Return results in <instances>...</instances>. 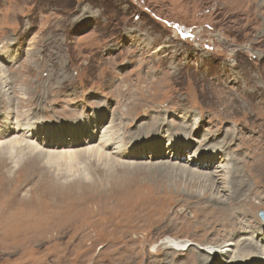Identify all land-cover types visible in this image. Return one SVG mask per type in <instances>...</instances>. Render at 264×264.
Masks as SVG:
<instances>
[{"label": "rangeland", "instance_id": "1", "mask_svg": "<svg viewBox=\"0 0 264 264\" xmlns=\"http://www.w3.org/2000/svg\"><path fill=\"white\" fill-rule=\"evenodd\" d=\"M230 1L0 0V120L10 113L12 123L25 116L27 123L62 129L91 115L83 119L115 124L112 130L122 137L137 125L146 128L143 135L190 133L193 147L221 146L228 133L224 143L236 161L231 167L246 179V190L257 178L246 166L264 159V8L256 7L260 0L234 2L236 8ZM192 30L199 32V42L192 41ZM208 33L213 51L204 48ZM212 77L217 85L205 82ZM136 81L151 92L134 88ZM128 87L143 100L127 106L121 98L130 95L123 93ZM127 108L129 120L122 114ZM154 116L153 128L146 127ZM166 124L170 127L163 128ZM14 135L19 134L0 137V264H186L198 247L225 241L227 226L207 211L227 202L225 197L220 205L214 202L222 193L152 164H185L186 151L181 163L149 162L148 152L120 159L152 168L139 174L127 168L135 163L47 159L45 152L57 150L53 146L27 154L19 142L9 145ZM208 139L212 143L204 144ZM77 152L97 159L85 149L57 155ZM244 159L250 163L238 167ZM261 210L264 205L255 217L264 225ZM39 218L46 221L43 230L57 222L78 226L53 238L36 233L23 241ZM89 224L99 235L90 230L79 242ZM168 237L188 242L190 250L166 248L162 242ZM204 256L201 264L215 262Z\"/></svg>", "mask_w": 264, "mask_h": 264}, {"label": "bare ground", "instance_id": "2", "mask_svg": "<svg viewBox=\"0 0 264 264\" xmlns=\"http://www.w3.org/2000/svg\"><path fill=\"white\" fill-rule=\"evenodd\" d=\"M234 2L240 5H243L245 3L244 0H231L230 3L228 4H230L231 7H234L232 5ZM256 7L264 8V0L258 1ZM189 32L192 41L195 38H197V35L199 33L198 31L194 32L193 30ZM208 36L210 37L211 40L209 44L207 43L204 44V48L206 50L212 49L213 51L216 48L212 46L215 45V42L210 33H208ZM200 37L201 36H198V38L194 42H199ZM193 48L196 49L197 47H193ZM214 77H212L211 79H207L205 82L210 85H217ZM247 78H249V76H247ZM5 82L6 81L4 80L2 81L3 84L2 88L6 86ZM148 86L149 85H147V83L146 85H141L140 81H136L134 83V88L137 87L139 91L140 88L145 89L147 87L148 90L147 93L145 94L151 92ZM134 88L128 87L127 91H123L124 94L126 93L127 95L130 94L128 96H124L123 98H121L124 101H126L127 106H129V104H131L133 101L143 100L142 93L138 98L132 95V91ZM155 89L156 88H154V90ZM155 101H157V99ZM217 101H219V97H217ZM259 105L260 103L257 104V107H259ZM102 112L105 113L104 111ZM136 113L137 111L134 112V114ZM122 114L127 119L132 118V116L128 114V108L125 109L122 112ZM156 117L157 116L152 117V120L149 123L145 122L143 124H145L146 127L149 126L148 128L152 129L153 128L152 122L153 119H155ZM10 118L11 115L9 113L3 118V120H0L2 122V124L0 123V137L7 135L9 133L19 134V135H14V137H12L8 141V143L10 145L13 142H19V144H17L16 146H20L22 147V149H25L24 150L25 153H27L28 150L29 151L33 150L39 146L55 147L57 150L54 151L48 150L47 152H45L47 159L57 160V159L65 158V160L68 162V160L72 157H80L81 159L84 160L93 159L97 164L103 166L112 163H128V164L135 163L128 165L127 168H129L131 172H137V173L139 172V174H146V172L152 168L146 169L141 163L124 162V161H120V159L141 158L143 154H146V152H148L146 157L149 158V162H151L152 159L157 160L160 158L180 162L181 161L180 158H182V154H184V151H186V155H188V159L185 161L186 162L185 164H178L176 162H171V161L158 163V164L152 163V164L155 165L156 171L163 170L169 172L168 175L186 177L194 181H202L205 183V186H207L208 189L215 190L217 195H219V193H222L221 195H219L220 197L213 198L214 202L217 203L216 205H220V203L222 202L221 198L223 197H225V200H227V202L226 203L223 202L221 206L215 208L209 206L210 209L207 210L208 212L212 211V213L215 214V217L218 219L219 224L227 226L222 228V230L224 231L225 241L220 246L214 247L211 245H204L198 247L199 251L197 252V254L188 255L189 260L186 262V264H201L200 257H202L203 255H205L204 256L205 258H208L209 256H214L215 262L213 264H264V225L255 217L256 215L255 213L257 212V210H259V208L264 205V177L259 176L260 170H264V159L261 156H259L260 161L254 162L253 164L246 166V169H251L254 172V174L257 176V178L253 180L252 184H249L248 182V185L251 186H249L245 190L244 187L246 186V182H245L246 179L238 176L239 173L237 171H234L231 167L232 165L235 164L236 161L232 158V156H230L228 151L229 147H227L224 143V140H226L229 136L228 133H226L225 135L226 139H222L223 142L221 146L203 147V145L199 144L198 146L193 147L194 145L191 141L194 140L193 139L187 140L186 138L190 136V133L186 137L184 134H181V132L179 131H177L178 133L170 134V135H166V134L157 135L156 132L153 130L143 135V133L147 132L146 128L139 127V125H137L136 132L135 131L132 132L130 136L122 137L119 132L112 130V128L114 127L113 125L115 124L107 123L105 125L103 121L99 125H97L96 121L94 120V117L90 119V121H88L87 119L85 120L83 119V118H91V115H87L81 118L80 120H78L77 122L68 123L62 129L58 128L59 125H54V124L50 125L45 123H36V124L27 123V118L25 116H24V122L22 123L20 122L12 123ZM165 120L168 121L167 119ZM187 121L188 120L181 122L178 121L179 122L178 124H184V122ZM194 123L198 124L197 121H194ZM128 124L129 122L127 123L123 122L122 126L126 127L128 126ZM166 126L170 127L169 124H166L164 125L163 128H165ZM197 131L198 130H194L192 132H197ZM232 140H234V137L230 138L229 141ZM208 143H212V140L208 139L204 144H208ZM1 144L2 142H0V145ZM84 149L86 150V152L94 151L97 159L91 155L83 154L82 152H77L74 156H69L67 154H62L60 156L57 155L59 153H64V152H70L69 154H74L76 151H80ZM250 151H252V149H250ZM115 160H117V162H115ZM244 163H250V162L248 161V159H244L241 160L240 162H237L236 164L239 167ZM2 172L3 170H0V175H2ZM247 177L250 176L247 175ZM206 206L208 205H203L202 207L205 208ZM34 211L35 214L41 213L38 210H34ZM31 213L33 214V210L31 211ZM58 215H60V213ZM233 215H236L237 219H232ZM21 216L23 217L24 215L22 214ZM42 220L43 219L39 218L37 221L34 222L33 228H31L33 233L28 234L27 232L28 235H26L25 239L23 238V241L29 238L30 239L34 238L33 236H35L36 233L38 234V238H41L44 234H46L47 238H53L56 237L58 234L60 236L63 234V232H66L67 230L65 229L69 225L70 227L73 225L78 226L77 225L78 223L76 222H71L68 225L66 224L61 225L59 222H57L54 227L52 225L51 227H46L43 230V226H47V224L46 221H42ZM10 222L11 221L9 220V223ZM0 223H2V221ZM87 226L89 227L85 228L86 229L85 235L79 242H82V240L87 237V234L90 233V230H92L93 235L98 234L97 232L98 229L96 228V226L92 224H89ZM12 227L13 230L16 229L14 228V226ZM77 228L76 230L79 231V229ZM13 230L11 231L13 232ZM100 230L102 231L101 228ZM5 231L7 230H4V233ZM12 232L10 236L12 235ZM49 233L53 235L51 234L48 235ZM72 233H74V231ZM13 234L15 233L13 232ZM1 236L3 237V235ZM162 243L165 245L166 248L172 249L174 251L188 252L190 250L189 248L190 244H188V242L186 241L184 242L183 240H178V239L175 240L173 238L168 237L165 238Z\"/></svg>", "mask_w": 264, "mask_h": 264}, {"label": "water", "instance_id": "3", "mask_svg": "<svg viewBox=\"0 0 264 264\" xmlns=\"http://www.w3.org/2000/svg\"><path fill=\"white\" fill-rule=\"evenodd\" d=\"M259 216L261 217L262 220H264V210H261L259 212Z\"/></svg>", "mask_w": 264, "mask_h": 264}]
</instances>
